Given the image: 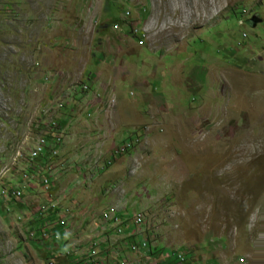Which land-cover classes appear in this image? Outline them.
Segmentation results:
<instances>
[{
    "label": "rangeland",
    "instance_id": "obj_1",
    "mask_svg": "<svg viewBox=\"0 0 264 264\" xmlns=\"http://www.w3.org/2000/svg\"><path fill=\"white\" fill-rule=\"evenodd\" d=\"M50 262L264 264V0H0V264Z\"/></svg>",
    "mask_w": 264,
    "mask_h": 264
},
{
    "label": "built area",
    "instance_id": "obj_2",
    "mask_svg": "<svg viewBox=\"0 0 264 264\" xmlns=\"http://www.w3.org/2000/svg\"><path fill=\"white\" fill-rule=\"evenodd\" d=\"M60 138L58 137V140H59ZM38 142H43V150H36V156H34V159H36L39 155H41V154H43V151L45 150L44 148L46 147V142H45V139L43 138L42 140H39ZM53 154H54V150H52L51 151ZM47 169H48V167H47ZM42 170H44L43 168H42ZM43 182H45V183H47V178H44V180H43ZM6 190L5 189H2L1 190V193L2 194H6ZM8 194V193H7ZM21 195V191L19 190V189H17V190H15L13 193H11L10 194V197H15V198H19V196ZM141 214L140 213H136V214H134L133 216V219H134V223H137V224H139V216H140ZM111 220V222H113L114 221V219H111V217H110V214L106 211L105 212V216H103V217H101V221L105 224V226L104 227H100V228H102V229H105V228H107L106 227V224L109 222ZM117 221V220H116ZM97 224H99V222H97ZM100 225V224H99ZM130 248L132 249V250H137L136 249V244H132L131 246H130ZM175 255H177V258L178 259H181L182 258V256L180 255V254H177V253H175ZM120 262H124V258H119L118 259ZM49 264H53L52 262H50ZM122 264V263H121Z\"/></svg>",
    "mask_w": 264,
    "mask_h": 264
},
{
    "label": "trees",
    "instance_id": "obj_3",
    "mask_svg": "<svg viewBox=\"0 0 264 264\" xmlns=\"http://www.w3.org/2000/svg\"><path fill=\"white\" fill-rule=\"evenodd\" d=\"M50 136H52V135L50 134ZM44 149L45 150L43 151V154L39 155L36 159H37V161L42 162L44 164L42 168L45 170L47 168L46 165H45V163L48 160V152H49L50 149L47 148V147H45ZM27 171L32 172L30 168H28ZM51 214H54V212H52ZM51 219H52V221H50V222H53V224H51L52 226H48V228L50 229V227H51L52 230L55 229V233L54 234H56V236L59 237L62 234V231L59 229V226L60 225H58V226L55 227L54 226L55 225L54 223L56 222V219H55V217L54 218H51ZM44 224L47 225V223H44Z\"/></svg>",
    "mask_w": 264,
    "mask_h": 264
},
{
    "label": "bare ground",
    "instance_id": "obj_4",
    "mask_svg": "<svg viewBox=\"0 0 264 264\" xmlns=\"http://www.w3.org/2000/svg\"><path fill=\"white\" fill-rule=\"evenodd\" d=\"M42 140V139H41ZM36 150H43V142H39L38 144H37V148H36ZM55 153V152H54ZM34 156H36V151L33 153V155H31V160H34ZM141 220H142V217L141 216H139V224L141 223ZM145 245V244H144Z\"/></svg>",
    "mask_w": 264,
    "mask_h": 264
}]
</instances>
